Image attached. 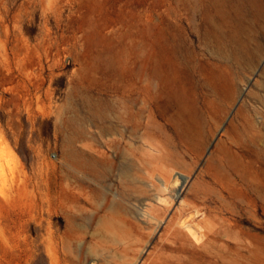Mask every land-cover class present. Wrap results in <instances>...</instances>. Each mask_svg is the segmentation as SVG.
Listing matches in <instances>:
<instances>
[{
	"label": "rangeland",
	"instance_id": "374dc122",
	"mask_svg": "<svg viewBox=\"0 0 264 264\" xmlns=\"http://www.w3.org/2000/svg\"><path fill=\"white\" fill-rule=\"evenodd\" d=\"M53 260L264 264V0H0V264Z\"/></svg>",
	"mask_w": 264,
	"mask_h": 264
},
{
	"label": "bare ground",
	"instance_id": "6f19581e",
	"mask_svg": "<svg viewBox=\"0 0 264 264\" xmlns=\"http://www.w3.org/2000/svg\"><path fill=\"white\" fill-rule=\"evenodd\" d=\"M248 53V52H247ZM231 58V57H230ZM218 70V69H217ZM215 71V70H214ZM221 71V70H220ZM205 82H206V84L208 85V86H210L211 87V89H212V92H213V95H214V97H216V98H220V97H223V96H225V94H227V92H228V89H229V84L227 83V81H226V79H225V77L224 76H222V75H216V76H211L210 78H207V80H205ZM180 83V81L178 80H176V79H174L173 80V82H172V85L173 86H176L177 87V85ZM130 90L131 89H122V94H121V97H122V99L124 100V101H127L128 102V100L127 99H125L124 98V96H125V94L127 93H129L130 92ZM144 96H145V99L147 100L148 99V97H149V93L146 91V90H144ZM233 95V94H232ZM225 98V97H224ZM185 100V99H184ZM180 102V101H179ZM224 103V102H223ZM188 109V108H187ZM181 113V112H180ZM185 114V113H184ZM186 115V114H185ZM187 120V119H186ZM188 121V120H187ZM190 127H189V125H188V129L187 130H185L184 132H185V134H187L189 131H190V129H189ZM235 129V126H234V124L233 123H231L230 124V126H229V128H228V130L226 131V138L227 139H229V140H231L232 141V143H233V140H232V138L229 136L230 135V132H232L233 130ZM238 131V130H237ZM240 131V130H239ZM234 133V132H233ZM236 134V133H235ZM239 134V133H238ZM241 136V135H240ZM126 140V139H125ZM220 147H222V149H224L225 151H229L230 150V147L229 148H227V147H225V144H220ZM90 171V170H89ZM96 176V175H95ZM186 181V180H185ZM182 188V187H181ZM109 203V202H108ZM81 205V204H80ZM97 221V220H96ZM98 224V223H97ZM210 224V223H209ZM184 225V224H183ZM213 225V224H212ZM212 225H211V227H212ZM215 225V224H214ZM213 225V226H214ZM215 226H217V225H215ZM213 228V227H212ZM216 228V227H215ZM183 229H185L186 231H187V233L191 236V238H193L196 242H198L199 241V237L201 236V234L203 235V233H201L199 230H197V228L195 227V226H193V225H190V224H186V225H184V227H183ZM186 233V234H187ZM203 237V236H202ZM261 245V244H260ZM262 247V246H261ZM263 249V248H262ZM247 252V251H246ZM262 254V253H261ZM52 264H55V261L53 260V262H52Z\"/></svg>",
	"mask_w": 264,
	"mask_h": 264
}]
</instances>
